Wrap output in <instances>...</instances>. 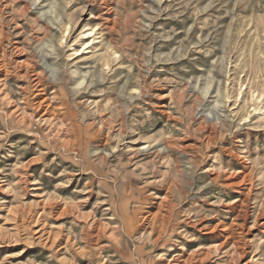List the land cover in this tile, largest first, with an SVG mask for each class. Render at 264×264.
<instances>
[{
    "label": "rangeland",
    "instance_id": "rangeland-1",
    "mask_svg": "<svg viewBox=\"0 0 264 264\" xmlns=\"http://www.w3.org/2000/svg\"><path fill=\"white\" fill-rule=\"evenodd\" d=\"M0 264H264V0H0Z\"/></svg>",
    "mask_w": 264,
    "mask_h": 264
},
{
    "label": "bare ground",
    "instance_id": "bare-ground-1",
    "mask_svg": "<svg viewBox=\"0 0 264 264\" xmlns=\"http://www.w3.org/2000/svg\"><path fill=\"white\" fill-rule=\"evenodd\" d=\"M83 34L85 37H89L92 34V31H85Z\"/></svg>",
    "mask_w": 264,
    "mask_h": 264
}]
</instances>
